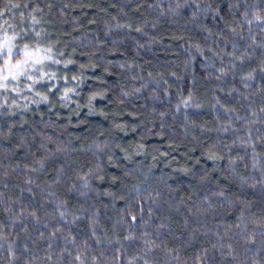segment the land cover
Masks as SVG:
<instances>
[{"label": "trees", "instance_id": "obj_1", "mask_svg": "<svg viewBox=\"0 0 264 264\" xmlns=\"http://www.w3.org/2000/svg\"><path fill=\"white\" fill-rule=\"evenodd\" d=\"M12 2L61 63L0 122V264H264V0Z\"/></svg>", "mask_w": 264, "mask_h": 264}, {"label": "snow or ice", "instance_id": "obj_2", "mask_svg": "<svg viewBox=\"0 0 264 264\" xmlns=\"http://www.w3.org/2000/svg\"><path fill=\"white\" fill-rule=\"evenodd\" d=\"M6 7L0 9V17H4L5 15L11 13L12 19H15L16 12L21 9H27L29 5L27 3H13L12 0H7ZM11 10V11H9ZM35 10H39L38 8ZM34 10V11H35ZM21 23L24 22V14L23 12L19 13ZM260 19V17H257ZM32 25L39 24L40 21L36 18L35 15L31 16ZM11 30L12 34L9 35L8 31ZM139 30V29H138ZM233 32L236 29H232ZM35 37H41V32H36L35 29H32ZM29 38V30L27 28H20L19 32H16V25L10 24L9 20L5 19L2 23H0V58L3 59V64H0V88L8 90V81H14L19 84L21 78H25L31 83L27 85L28 90H32L36 84H39L43 81H55L57 79L55 72L45 71L46 62L52 61L55 64L61 63L59 60H55L51 55L52 48H41L39 45L36 47H31L28 43H23V41ZM21 41L22 43L18 44L17 41ZM234 55V53H233ZM14 57L16 59L14 60ZM242 59V57H240ZM68 63H72V61L64 62V66L67 67ZM83 67V65H81ZM220 72L223 74L225 69L221 68ZM248 78L253 79L252 73H248ZM65 81H67L68 77H63ZM72 80H77V77L73 76ZM13 92H19L20 88L12 87L10 89ZM75 88H65L63 90L61 99L67 100L69 99L70 93L75 92ZM139 91V90H137ZM40 96V93H37ZM97 95H103L101 93H94L89 97V107L92 105V101L95 100ZM42 99L47 101L48 97L42 96ZM192 96L191 93L187 99H183L182 104L187 107L191 102ZM200 107V105H196ZM264 110V109H262ZM177 111H179V105H177ZM209 158H216L215 155H210ZM86 186V185H85ZM151 211V209L149 210ZM64 213L61 212V216ZM132 220H136V216L131 217ZM77 260L81 261V264H84V261L81 260V257L78 255L76 257ZM144 264H148L147 261Z\"/></svg>", "mask_w": 264, "mask_h": 264}, {"label": "rangeland", "instance_id": "obj_3", "mask_svg": "<svg viewBox=\"0 0 264 264\" xmlns=\"http://www.w3.org/2000/svg\"><path fill=\"white\" fill-rule=\"evenodd\" d=\"M5 19L10 20V17L8 15H5L4 17H0V23H2L3 20ZM11 24L14 25V23ZM19 31L20 29L16 28V32ZM8 34L9 35L12 34L11 30L8 31ZM17 43L20 44L22 42L18 40ZM23 43H28L29 45L30 43H32V41L30 40V31H29V38L23 41ZM15 59L16 57H14V60ZM0 64H3L2 58H0ZM29 83L31 82L25 78H21L18 85L16 82L9 80L8 90L0 88V122L2 119L12 117L13 115H16L18 113L26 115L30 110L29 105L25 106L26 102L28 101V100L26 101V95L31 94L32 99L42 97L43 96L42 89H44V86L48 85L47 81H43L39 84H36L32 90H28L27 85ZM17 86L20 88L19 92H13L10 90L12 87H17ZM37 93H40L41 95L38 96Z\"/></svg>", "mask_w": 264, "mask_h": 264}, {"label": "clouds", "instance_id": "obj_4", "mask_svg": "<svg viewBox=\"0 0 264 264\" xmlns=\"http://www.w3.org/2000/svg\"><path fill=\"white\" fill-rule=\"evenodd\" d=\"M6 6H7V5H6V3H5L3 7H6ZM9 11H11V10H9Z\"/></svg>", "mask_w": 264, "mask_h": 264}]
</instances>
